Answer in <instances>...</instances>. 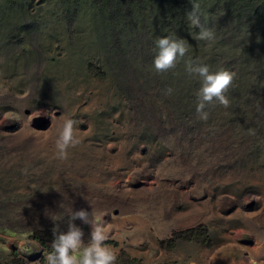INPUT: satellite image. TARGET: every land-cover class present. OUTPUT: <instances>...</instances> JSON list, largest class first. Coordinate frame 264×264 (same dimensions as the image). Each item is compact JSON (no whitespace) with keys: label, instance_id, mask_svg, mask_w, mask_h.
<instances>
[{"label":"rangeland","instance_id":"1","mask_svg":"<svg viewBox=\"0 0 264 264\" xmlns=\"http://www.w3.org/2000/svg\"><path fill=\"white\" fill-rule=\"evenodd\" d=\"M59 6L62 0L34 6L27 36L20 11L1 7L11 13L10 37L0 32V264H47L48 252L31 236L57 225L66 231L67 207L88 212L89 222L74 220L85 242L92 225L104 227L116 264H264V64L249 58L254 45L234 53L218 38H199L188 10L168 19L151 10L116 19L124 61L116 66L125 67L114 71L108 49L98 46L106 19ZM168 33L185 38L188 51L157 71L154 41ZM141 41L152 49L147 57L130 47ZM188 61L241 64L228 105L206 103V120L196 110L200 79L186 71ZM67 119L76 142L61 157L56 141ZM125 205L143 210L144 219H127ZM199 226L210 247L163 246L174 232Z\"/></svg>","mask_w":264,"mask_h":264},{"label":"trees","instance_id":"2","mask_svg":"<svg viewBox=\"0 0 264 264\" xmlns=\"http://www.w3.org/2000/svg\"><path fill=\"white\" fill-rule=\"evenodd\" d=\"M45 2L55 4V0H0V32L4 29L7 37H10L6 17H9L11 12L2 11V4H7L11 10L17 9L20 11L23 17L18 21V27L27 36L35 24V20L29 12L34 9V6ZM193 7L199 9L202 23L211 26L215 38L228 43L227 45L231 44L234 53L241 52L243 55L250 52L249 49L254 45V54L249 58L256 61L255 65L260 62L262 65L264 64V0H62V7L59 6L66 13L73 12L69 15H77V13L85 15L87 13L88 15L91 14L90 18L97 15L102 19H106L107 28L100 33L98 46L102 49L103 47L108 49V52L104 54V58L107 62H110L109 66L114 68V71H121L125 67L123 65V67H117L123 64L124 61L120 57L122 56L121 52L119 55L121 44L115 31L117 29L116 19L121 21L131 20L151 10L163 12L165 18L168 19L174 15L175 11H189ZM140 24H144V21H141ZM130 47L135 49L140 57H147L152 52L149 44L144 41L130 43ZM239 65H241L240 62L238 65L230 62V67L234 70ZM227 67H229L228 64ZM92 71L98 76L105 75L95 65L92 66ZM129 77L132 79V76ZM261 81H263V78ZM31 238L37 241L43 250L51 251L49 246L54 239L53 230L49 229L42 233H35ZM179 240L195 241L205 247H210L211 244L204 226L180 233L174 232L172 240L169 243L162 244L171 249ZM105 243L116 245L113 241H106ZM126 263L141 264L137 259H129ZM13 264L24 263L19 259H15Z\"/></svg>","mask_w":264,"mask_h":264},{"label":"clouds","instance_id":"3","mask_svg":"<svg viewBox=\"0 0 264 264\" xmlns=\"http://www.w3.org/2000/svg\"><path fill=\"white\" fill-rule=\"evenodd\" d=\"M186 15L189 23L199 29V38L208 40L214 38L213 29L202 23L198 8L193 7ZM154 44L156 51L152 65L157 71L175 67L178 60L188 51L187 40L177 36L176 33L160 35L155 39ZM186 71L197 75L200 79V86L196 91L198 97L196 110L201 119L206 120L209 115L205 107L206 103L216 101L228 105L229 100L225 93L236 77L234 69L226 66L212 69L207 63L188 61ZM72 125V120L67 119L59 132L56 147L61 157L66 155L67 147L76 142ZM65 212L70 215L67 230L58 231V225L53 228L54 239L51 243V251L46 254L47 264H116L118 253L105 243L108 232L104 227L100 224L92 225L90 237L85 242L83 230L74 223V220L80 218L89 222L88 212L84 209L73 211L71 207H67ZM61 217L58 214L52 215L54 221Z\"/></svg>","mask_w":264,"mask_h":264},{"label":"bare ground","instance_id":"4","mask_svg":"<svg viewBox=\"0 0 264 264\" xmlns=\"http://www.w3.org/2000/svg\"><path fill=\"white\" fill-rule=\"evenodd\" d=\"M50 136H51V132L49 131V132H47L45 135H44V143L45 142H47L48 140H49V138H50ZM149 179V178H148ZM156 182H157V184H159L160 183V180H158L157 178H156ZM153 187H155V184L153 183V182H151L150 184H149V186L148 187H146V189L147 190H152L153 189ZM179 198V197H178ZM178 198L176 199V201H179L178 200ZM175 201V200H174ZM175 201V202H176ZM131 205V204H130ZM130 205H125L124 207H123V209H124V214H127L128 216H126L127 217V219H138V218H140V219H144L143 217H144V215H143V210H139V209H137V208H135L134 206H130ZM171 205V204H170ZM166 209V208H165ZM142 213V214H141ZM168 213V210L166 209L165 210V214H167ZM123 214V215H124ZM142 215V216H141ZM114 219V218H113ZM124 219V218H123ZM112 220V219H111Z\"/></svg>","mask_w":264,"mask_h":264}]
</instances>
